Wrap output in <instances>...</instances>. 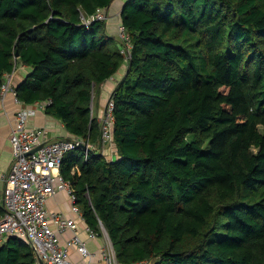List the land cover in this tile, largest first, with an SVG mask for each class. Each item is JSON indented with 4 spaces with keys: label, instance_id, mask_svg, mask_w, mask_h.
<instances>
[{
    "label": "trees",
    "instance_id": "1",
    "mask_svg": "<svg viewBox=\"0 0 264 264\" xmlns=\"http://www.w3.org/2000/svg\"><path fill=\"white\" fill-rule=\"evenodd\" d=\"M99 8L120 11L128 59L114 19L84 22ZM19 65V100L94 145L98 86L128 65L116 159L77 147L60 166L123 264H264V0H0V90ZM36 259L0 242V264Z\"/></svg>",
    "mask_w": 264,
    "mask_h": 264
},
{
    "label": "built area",
    "instance_id": "2",
    "mask_svg": "<svg viewBox=\"0 0 264 264\" xmlns=\"http://www.w3.org/2000/svg\"><path fill=\"white\" fill-rule=\"evenodd\" d=\"M109 18V8H99L89 18L83 16L86 24L92 20ZM117 33L123 42L121 51L128 59L131 54V42L122 23L119 24ZM12 75L13 73L5 74V82L0 90L1 99L4 100L6 95L11 93L16 103L20 105L16 110L15 123L10 136L13 162L10 171L4 177L5 213L0 219V242L11 235L26 239L36 253V264H123L103 225L102 234L107 237L106 243L97 250H90L79 234L78 218L60 212H51L47 206L51 196L59 190H65L72 201L71 211L83 218L72 183L61 174L60 166L68 151L82 147L84 144L88 148L87 152H103L104 148L113 145L112 125L115 103L112 94L106 102L105 113L101 119V144L94 145L77 136L51 139L45 127L28 125L29 116L35 110L28 105H21L23 102L17 96ZM46 104L36 103L42 109ZM85 230L92 239L99 236V232L88 225ZM67 231H72L70 237H64ZM73 251L79 253L81 258L74 259Z\"/></svg>",
    "mask_w": 264,
    "mask_h": 264
},
{
    "label": "crops",
    "instance_id": "3",
    "mask_svg": "<svg viewBox=\"0 0 264 264\" xmlns=\"http://www.w3.org/2000/svg\"><path fill=\"white\" fill-rule=\"evenodd\" d=\"M125 1V0H123ZM112 9V8H111ZM110 10V19L114 21L109 23L111 31L117 33V24L119 20H117V16L120 11L112 12ZM117 20V21H116ZM128 65H123L117 73H115L111 78L102 83L99 88L101 90V94L98 100H95V105L93 106V114L102 119L105 109L106 102L110 98L113 93L114 88L118 84V82L125 76ZM21 77L19 76L20 82L28 73L29 69L27 66L19 65ZM15 83L14 85H16ZM93 102V103H94ZM28 105V107H32L35 111L29 116L28 125L30 127L41 126L45 127L48 131V135L51 139H61V138H72L74 137L71 133L67 131L65 125L62 121L47 115L44 109L39 108L36 104H21ZM20 105H18L14 99L13 94L8 93L6 97L3 99L0 98V205L3 206V192L5 187L4 177L10 171L12 162H13V153H12V143H11V130L15 123L16 110ZM97 109V114L95 110ZM106 149V150H105ZM103 154H105L108 158L116 159L117 152L114 145L109 146L108 148H104L102 150ZM72 201L69 197V194L65 190H59L54 196H51L47 201V206L49 211L51 212H60L69 217L78 218L79 223V234L86 241L87 246L90 250H97L102 245H104L107 241V237L102 234L97 238L92 239L85 228L87 224L83 218H80L71 211ZM72 235V231H67L64 234V237H70ZM72 256L74 259H80L81 256L76 251L72 252Z\"/></svg>",
    "mask_w": 264,
    "mask_h": 264
},
{
    "label": "rangeland",
    "instance_id": "4",
    "mask_svg": "<svg viewBox=\"0 0 264 264\" xmlns=\"http://www.w3.org/2000/svg\"><path fill=\"white\" fill-rule=\"evenodd\" d=\"M21 72H20V67L16 68L13 71V75H12V83L13 84L18 83V80H20L19 76L21 77V75H22ZM95 113L97 114V109L95 110Z\"/></svg>",
    "mask_w": 264,
    "mask_h": 264
},
{
    "label": "water",
    "instance_id": "5",
    "mask_svg": "<svg viewBox=\"0 0 264 264\" xmlns=\"http://www.w3.org/2000/svg\"><path fill=\"white\" fill-rule=\"evenodd\" d=\"M82 148H84L85 150H88V148H87V146L84 144V145H82ZM36 149H34V151H35ZM90 150V149H89Z\"/></svg>",
    "mask_w": 264,
    "mask_h": 264
},
{
    "label": "bare ground",
    "instance_id": "6",
    "mask_svg": "<svg viewBox=\"0 0 264 264\" xmlns=\"http://www.w3.org/2000/svg\"><path fill=\"white\" fill-rule=\"evenodd\" d=\"M107 21V20H106ZM112 140H113V138H112ZM106 150V149H105Z\"/></svg>",
    "mask_w": 264,
    "mask_h": 264
}]
</instances>
